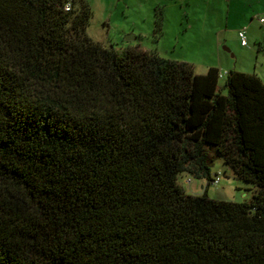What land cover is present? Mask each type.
<instances>
[{
    "label": "trees",
    "instance_id": "16d2710c",
    "mask_svg": "<svg viewBox=\"0 0 264 264\" xmlns=\"http://www.w3.org/2000/svg\"><path fill=\"white\" fill-rule=\"evenodd\" d=\"M92 15L0 0V264H264V81L223 94L217 68L102 46ZM215 156L249 201L208 197Z\"/></svg>",
    "mask_w": 264,
    "mask_h": 264
},
{
    "label": "rangeland",
    "instance_id": "374dc122",
    "mask_svg": "<svg viewBox=\"0 0 264 264\" xmlns=\"http://www.w3.org/2000/svg\"><path fill=\"white\" fill-rule=\"evenodd\" d=\"M87 1L93 11L87 34L106 48L155 52L192 64L196 74L214 67L221 72L256 74L264 81V24L259 23L264 17V0ZM157 9L162 14L159 32H155ZM242 29L246 31V46L238 37ZM226 77L218 82L223 94ZM211 171L218 183L208 186V197L232 202L251 199L254 184L237 178L220 157L215 156ZM178 182L192 195L202 194L207 186L206 180L188 174L179 175Z\"/></svg>",
    "mask_w": 264,
    "mask_h": 264
},
{
    "label": "built area",
    "instance_id": "2783aa9c",
    "mask_svg": "<svg viewBox=\"0 0 264 264\" xmlns=\"http://www.w3.org/2000/svg\"><path fill=\"white\" fill-rule=\"evenodd\" d=\"M65 9H66L67 11H69V10L71 9V2H67V3L65 4ZM259 21H260V23H264V18H263V17L259 18ZM245 34H246L245 29H242V30L238 31V37H239V39H240V43H241L242 46H246V45H247L246 35H245ZM227 73H228L227 71H224V72H221V71H220V73H219V77L222 78V77H224V75H226ZM186 182L190 183L189 180L186 181ZM213 183H214V184H217V183H218V177L214 179Z\"/></svg>",
    "mask_w": 264,
    "mask_h": 264
},
{
    "label": "crops",
    "instance_id": "0c3cea01",
    "mask_svg": "<svg viewBox=\"0 0 264 264\" xmlns=\"http://www.w3.org/2000/svg\"><path fill=\"white\" fill-rule=\"evenodd\" d=\"M264 18V17H263ZM251 20H252V18H251ZM259 23H260V21H259ZM261 24H264V23H261ZM264 35V34H263ZM257 42H259V40L257 41ZM206 192H207V190H206Z\"/></svg>",
    "mask_w": 264,
    "mask_h": 264
},
{
    "label": "water",
    "instance_id": "95a60500",
    "mask_svg": "<svg viewBox=\"0 0 264 264\" xmlns=\"http://www.w3.org/2000/svg\"><path fill=\"white\" fill-rule=\"evenodd\" d=\"M127 39H130V36H127Z\"/></svg>",
    "mask_w": 264,
    "mask_h": 264
}]
</instances>
